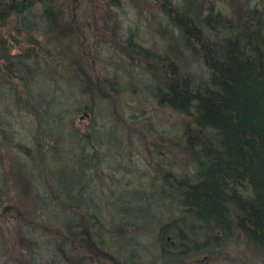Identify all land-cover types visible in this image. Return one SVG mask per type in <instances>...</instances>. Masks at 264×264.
<instances>
[{
    "label": "trees",
    "instance_id": "1",
    "mask_svg": "<svg viewBox=\"0 0 264 264\" xmlns=\"http://www.w3.org/2000/svg\"><path fill=\"white\" fill-rule=\"evenodd\" d=\"M258 1L261 4L246 9L232 5L234 10L228 15L208 0H162L166 25L156 30L169 42L167 49H148L133 38V32L118 44L120 53H116L123 65L139 64L141 75H150L152 84L140 76L143 84L139 85L133 80L138 73L132 68L123 71L116 62L110 76L95 72L86 59L90 41L84 26H96L99 39H103L109 26L118 25V15L141 9L143 0H0V95L12 102L8 111L29 114L34 121L29 144H15L28 159L19 161L10 182L16 183L21 195L29 189L47 207L61 211L70 235L71 264H189L241 242L254 248L264 264V0ZM109 51L116 50L110 47ZM58 77L75 92L71 98L77 106H66L67 94L57 86ZM124 86L134 96H140L141 87L146 92L151 89L148 96L141 97L152 106L175 113L180 129L165 145L173 159H179L180 153L187 156L184 173L166 167L162 175L161 184L170 188L169 197L177 209L154 230L155 260L142 259L135 240L138 220L149 222L143 210L120 213L121 231L133 240V250L129 251L119 250L110 240L116 229L109 210L104 221L99 212L91 213L89 205L81 204L95 180L128 184L121 172L136 170H125L122 164L114 166L120 173H114L113 168L104 172V163L109 160L102 152V143L93 136L96 129L108 125L96 110L100 99H109L115 107V97ZM59 106L62 109L58 110ZM2 112L0 176L7 182L8 158L3 154L14 148H10V141L4 142L12 129L10 118H2ZM80 115L90 116L83 133L75 126ZM109 123L122 134L123 149L118 156L124 159L126 146L133 143L132 130L123 134L119 122ZM57 126L59 132L50 129ZM73 139L77 149L70 154L86 153L90 161L76 183L59 185L53 169L62 156L60 144H71ZM150 143L151 158L139 169L143 196L126 197L128 206L145 201L149 182L160 180L161 166L156 159L161 157L164 143L155 139ZM40 171L43 180L38 182L35 174ZM11 208L16 206L8 202L0 211L19 217L21 212ZM95 215L97 226L91 231L89 224ZM33 241L29 237L24 242L28 245Z\"/></svg>",
    "mask_w": 264,
    "mask_h": 264
},
{
    "label": "rangeland",
    "instance_id": "2",
    "mask_svg": "<svg viewBox=\"0 0 264 264\" xmlns=\"http://www.w3.org/2000/svg\"><path fill=\"white\" fill-rule=\"evenodd\" d=\"M208 1L212 2L213 8L221 9L228 15L232 14L234 10L232 5L244 6V9H246L254 4H261L258 0ZM161 2L162 0H143V5L141 4L140 6L141 9L128 10L129 13L118 15L116 18L118 25L109 26L105 31V35H103V39H99V31L96 26L88 27L89 29L84 26L85 29H83L90 41L87 47L89 58L86 59L89 60L88 63H91L98 75L102 77L110 76L113 73V67L116 62V66L118 65L120 69L127 70V68H132L133 73H138L137 77L133 78L134 82L142 85L141 76V78L144 77L143 81H148L152 84L148 73L141 75L142 69L139 64L135 66L130 64L123 65L116 52L120 53L118 44L125 41L131 32L134 33L131 34L133 38H136V41L138 40L148 49L158 50L160 48L159 51L167 49L169 42L164 41L165 39H162L161 34L157 33L156 30L158 26L166 25V20L161 13ZM110 37H113V40ZM110 47L116 51L110 52ZM127 63L129 62L127 61ZM118 66L117 68H119ZM61 78L58 77L57 86L61 87L63 93L67 94L66 106L68 105L69 108L77 106L78 102L71 98L73 90L68 88ZM44 84H48V82ZM141 88L143 91L139 93L140 96L128 93L125 86L121 88L119 96H114L115 107L109 99L101 98L98 105L100 108H96V110L100 112L102 118L108 120V123H106L108 125L104 128L96 129L93 134L94 138L102 143V152L106 154L109 160V162L104 163V172H110L112 170L109 171V169L113 168L114 173H117V170L120 173L121 169L116 170L115 167L119 168L122 164H124L125 167L123 169L126 168L125 170H136L132 173L121 172L122 180L128 179V184L124 182L121 184L109 183L108 180L103 179L101 181L95 180L90 184V189L85 191L84 200L81 201L83 202L81 204L89 205L91 213L99 212L98 216L104 221L108 214L106 211L109 210L111 223L116 229L115 234L110 235V240L119 250L126 248L129 251L133 250V240L121 231L123 217H121L120 213L125 210H132V212L130 211L131 213H134V210L138 212L143 210V217L147 216L149 222L143 224L140 219L138 220L140 227L134 231L137 235L135 240L138 241L137 244H140L138 250L140 254H143L142 259L150 257V259L155 260L157 259V251L152 244L154 230L159 221L171 216L172 212L177 209L176 202L169 197L170 188L165 184H161L162 175L165 174L166 167L171 171L175 170L184 173L186 171L187 156L185 153H180L179 159H173V154L165 145L170 141L168 139L174 135V132L178 131L177 128L179 127L180 129L178 117L167 107L159 109L145 101L141 95L148 96L151 89H147L146 92L143 87ZM3 96L5 97V94ZM4 97L1 98L0 95V111H3L2 118H10V129H12V133H9L10 135L4 142L6 144L10 141V148L14 149H10L8 153L3 154L4 158L5 155L8 158L5 162L7 182L3 181V177L0 176V206L11 202L16 206L15 209H13L14 207L11 208V211L17 212L19 210L21 213L19 217L15 218L0 211V264H71L69 259H72L73 255L70 251L72 248L69 240L70 235L63 223L61 211L53 206L47 207L45 201L39 200L29 189L26 194L21 195L18 192L16 183L10 182L14 177L13 173L18 170L19 161L24 157L28 159L26 155L20 153L19 150L17 151L15 144L17 142L20 144L28 143L34 128V121L29 114L8 111V109L11 110L13 104L7 97ZM57 108L58 110L62 109V106ZM114 110H116L117 114H115ZM89 121L90 116L80 115L76 118L75 126L83 133L88 129ZM109 121L119 122L123 134L126 129L132 130L131 138L133 143L126 146L124 159L118 156V152L123 149L122 134ZM50 129L55 132L60 131L58 126ZM127 135L126 133L125 136ZM154 139L157 142L162 141L164 143L162 147L164 149L160 153L161 157L156 159L158 165L161 166L160 180L153 184L149 182V188L144 190L149 196L145 197V201L141 204L136 203L128 206L124 203L126 197L143 196V188L139 186L141 182L139 169L145 168L146 159L151 158L149 152L152 150V145L150 142ZM75 140L73 139L71 144H68L69 141L60 144L62 145V156L59 158L57 166L53 169L60 178L59 181L56 180L59 185L69 186L73 182L76 183L81 176V171L89 164L90 157L88 154H70L71 152H76ZM5 144L3 145L5 146ZM110 162L112 165L109 166ZM49 168L52 169L53 167L49 164ZM22 171L26 170L23 168ZM35 176H37L35 179L38 182L43 180L41 171L37 172ZM104 178H107V175ZM132 182H135V184L130 185ZM48 188L50 191V187ZM74 198L75 193L73 192L72 200ZM130 212L129 214H131ZM69 218L71 219L70 216ZM95 221H97L96 215L91 218V223L89 224L91 231L97 226ZM102 227L106 229V231L102 229L103 235H106V224L103 223ZM129 234L132 235V233ZM29 237L34 241L27 245V242L25 244L24 241H29ZM245 244L244 242L239 244L231 243L223 251L214 255H205L200 258L201 260L191 261L189 264H261L260 255Z\"/></svg>",
    "mask_w": 264,
    "mask_h": 264
},
{
    "label": "bare ground",
    "instance_id": "3",
    "mask_svg": "<svg viewBox=\"0 0 264 264\" xmlns=\"http://www.w3.org/2000/svg\"><path fill=\"white\" fill-rule=\"evenodd\" d=\"M253 249H254V248H253ZM208 253H209V252H208ZM171 256H172V255H171ZM171 256H170V257H171ZM185 263H186V262H185ZM175 264H176V263H175ZM183 264H184V263H183Z\"/></svg>",
    "mask_w": 264,
    "mask_h": 264
}]
</instances>
